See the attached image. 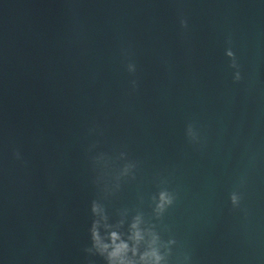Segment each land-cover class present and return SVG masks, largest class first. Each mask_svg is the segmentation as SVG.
Masks as SVG:
<instances>
[{"label":"water","instance_id":"95a60500","mask_svg":"<svg viewBox=\"0 0 264 264\" xmlns=\"http://www.w3.org/2000/svg\"><path fill=\"white\" fill-rule=\"evenodd\" d=\"M137 217L161 264H264V0H0V264Z\"/></svg>","mask_w":264,"mask_h":264},{"label":"clouds","instance_id":"9594fccd","mask_svg":"<svg viewBox=\"0 0 264 264\" xmlns=\"http://www.w3.org/2000/svg\"><path fill=\"white\" fill-rule=\"evenodd\" d=\"M166 200V197H162ZM163 204H161V208ZM99 212L100 210L94 209ZM141 220L139 217L132 224V233L128 237V240L132 241V245L121 238L120 234L117 232L111 233V244L105 243L97 230L99 224L94 228V240L97 248L102 253H107L109 264H161L163 257L159 254L158 249L155 247L158 237L153 236L151 244L149 245V250L145 251L142 255L139 253V246L145 239L144 231L140 227ZM131 253V256H129ZM139 255V260L134 259Z\"/></svg>","mask_w":264,"mask_h":264}]
</instances>
